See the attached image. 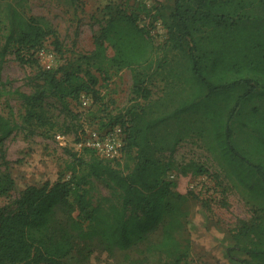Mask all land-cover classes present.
Segmentation results:
<instances>
[{
    "label": "trees",
    "instance_id": "obj_1",
    "mask_svg": "<svg viewBox=\"0 0 264 264\" xmlns=\"http://www.w3.org/2000/svg\"><path fill=\"white\" fill-rule=\"evenodd\" d=\"M5 8L10 19L5 46L14 40L21 49L39 48L50 31L24 19L10 3ZM163 23L167 38L159 47L136 14L111 13L89 57L101 75L107 74L104 62L129 69L133 91L143 98L153 74L163 73L177 88L173 98L137 104L113 122H101L124 129L122 156L133 161L132 169L121 168L119 159L92 155L84 175L73 171L68 180L26 186L14 208L0 212V264H62L79 243L108 253L113 264H191L190 197L164 178L155 157L190 133L209 140L237 184L259 202L235 229L230 251L246 254V264H264V0H173ZM77 68L69 63L43 70L45 86L20 94L28 120L39 116L37 107L48 92L61 101L97 93L98 78ZM13 130L0 115V143ZM92 177L116 187L120 205H92L83 193L72 201V184ZM11 186L10 178H2L0 194Z\"/></svg>",
    "mask_w": 264,
    "mask_h": 264
},
{
    "label": "rangeland",
    "instance_id": "obj_2",
    "mask_svg": "<svg viewBox=\"0 0 264 264\" xmlns=\"http://www.w3.org/2000/svg\"><path fill=\"white\" fill-rule=\"evenodd\" d=\"M6 3L24 19H34L50 31L39 48L21 49L14 40L5 46L10 31ZM172 5L173 0H0V115L14 126L12 134L0 143V180L5 176L12 180L8 193L0 194V212L7 206L14 208L13 201L26 186L68 180L73 171L77 176L84 175L92 155L101 157L96 150L84 146L83 139L89 133L96 132L104 138L119 128L121 131L116 136L125 143V132L120 125L101 127V122L110 119L113 122V116L124 114L137 104H153L173 98L172 94L178 92L163 73L151 75L149 71L151 76L144 83L147 98H143L133 91L129 69L118 70L104 62L107 74L101 75L89 58L95 50V36L116 11L136 14L139 24L161 47L167 38L163 21ZM113 54L109 47L107 55ZM69 63L76 65L80 73L90 71L98 78L94 86L97 93L79 101L72 98L61 101L48 92L37 107L39 116L28 120L27 106L20 94L29 95L45 86L43 70L61 69ZM57 134L63 135L64 141H58ZM239 138L243 139L244 135ZM238 142L242 145V141ZM155 157L165 169L164 178L172 181L176 191L190 197L188 261L246 264L249 259L246 254L230 251L234 246L232 235L242 221L254 215L259 202L237 184L209 140L190 133L175 147L159 151ZM118 159L121 168L132 169L133 161L122 156V152ZM81 193L92 205H120L121 193L103 178L92 177L81 186L74 182L71 200ZM82 248L83 244L79 243L62 264H113L108 253L93 247Z\"/></svg>",
    "mask_w": 264,
    "mask_h": 264
},
{
    "label": "built area",
    "instance_id": "obj_3",
    "mask_svg": "<svg viewBox=\"0 0 264 264\" xmlns=\"http://www.w3.org/2000/svg\"><path fill=\"white\" fill-rule=\"evenodd\" d=\"M40 54H43V50L40 51ZM83 97L84 96L81 98ZM120 131L121 130L117 128L115 132L105 134L104 138L96 132L89 133V135L83 139V144L89 149L96 150L102 159H118L121 156L122 148L124 146V140H120L116 136ZM56 139L61 142L64 141L65 137L61 134H57Z\"/></svg>",
    "mask_w": 264,
    "mask_h": 264
}]
</instances>
